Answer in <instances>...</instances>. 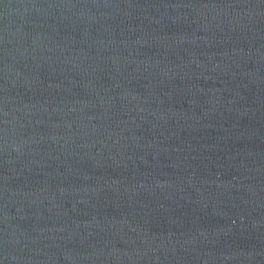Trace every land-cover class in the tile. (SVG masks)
I'll use <instances>...</instances> for the list:
<instances>
[{
	"label": "water",
	"instance_id": "obj_1",
	"mask_svg": "<svg viewBox=\"0 0 264 264\" xmlns=\"http://www.w3.org/2000/svg\"><path fill=\"white\" fill-rule=\"evenodd\" d=\"M0 264H264V0H0Z\"/></svg>",
	"mask_w": 264,
	"mask_h": 264
}]
</instances>
